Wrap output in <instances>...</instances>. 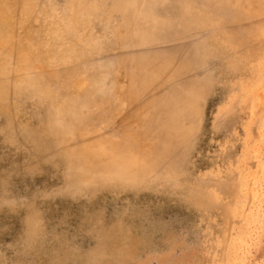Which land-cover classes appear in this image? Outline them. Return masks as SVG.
<instances>
[{
    "label": "rangeland",
    "instance_id": "374dc122",
    "mask_svg": "<svg viewBox=\"0 0 264 264\" xmlns=\"http://www.w3.org/2000/svg\"><path fill=\"white\" fill-rule=\"evenodd\" d=\"M0 6V264H264V0Z\"/></svg>",
    "mask_w": 264,
    "mask_h": 264
},
{
    "label": "bare ground",
    "instance_id": "6f19581e",
    "mask_svg": "<svg viewBox=\"0 0 264 264\" xmlns=\"http://www.w3.org/2000/svg\"><path fill=\"white\" fill-rule=\"evenodd\" d=\"M1 2V0H0ZM5 12L2 10V7L0 6V34L4 32L5 29H7V25H9V17H6Z\"/></svg>",
    "mask_w": 264,
    "mask_h": 264
}]
</instances>
